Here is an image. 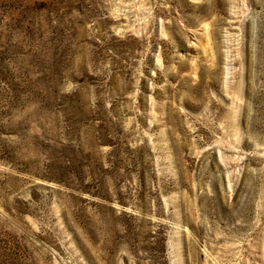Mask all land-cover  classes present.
Returning a JSON list of instances; mask_svg holds the SVG:
<instances>
[{
  "label": "rangeland",
  "instance_id": "1",
  "mask_svg": "<svg viewBox=\"0 0 264 264\" xmlns=\"http://www.w3.org/2000/svg\"><path fill=\"white\" fill-rule=\"evenodd\" d=\"M0 264H264V0H0Z\"/></svg>",
  "mask_w": 264,
  "mask_h": 264
}]
</instances>
